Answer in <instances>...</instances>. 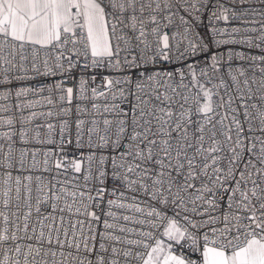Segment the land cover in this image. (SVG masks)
<instances>
[{"label":"snow or ice","instance_id":"6c2138e0","mask_svg":"<svg viewBox=\"0 0 264 264\" xmlns=\"http://www.w3.org/2000/svg\"><path fill=\"white\" fill-rule=\"evenodd\" d=\"M0 264H264V0H0Z\"/></svg>","mask_w":264,"mask_h":264},{"label":"built area","instance_id":"2783aa9c","mask_svg":"<svg viewBox=\"0 0 264 264\" xmlns=\"http://www.w3.org/2000/svg\"><path fill=\"white\" fill-rule=\"evenodd\" d=\"M194 31H198V32H200L202 35L205 36L206 39L209 37V34H208V28H207V20H206V18L204 19V21H203L201 24H199V26H197V27L194 28ZM236 47H240V46H236ZM213 50H215V49H213ZM52 79H53V78H50V79H48L46 82H47V83H51V82H52ZM124 107L127 108L128 105L125 104ZM74 118H75V117L73 116V119H74Z\"/></svg>","mask_w":264,"mask_h":264}]
</instances>
